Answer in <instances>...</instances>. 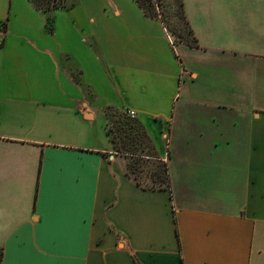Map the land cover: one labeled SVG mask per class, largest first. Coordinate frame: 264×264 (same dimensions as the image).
Here are the masks:
<instances>
[{
	"label": "crops",
	"instance_id": "crops-1",
	"mask_svg": "<svg viewBox=\"0 0 264 264\" xmlns=\"http://www.w3.org/2000/svg\"><path fill=\"white\" fill-rule=\"evenodd\" d=\"M68 1L0 0L1 264H264L256 5L183 0L192 47L134 0ZM109 109L136 113L169 185L128 175Z\"/></svg>",
	"mask_w": 264,
	"mask_h": 264
},
{
	"label": "rangeland",
	"instance_id": "rangeland-1",
	"mask_svg": "<svg viewBox=\"0 0 264 264\" xmlns=\"http://www.w3.org/2000/svg\"><path fill=\"white\" fill-rule=\"evenodd\" d=\"M156 4L161 2L160 6H157L159 12L165 13L167 17H170V28L172 30H179V34L183 35L184 39L180 38L178 34H174L168 25L164 24L169 34L171 35L174 43H184L189 46L193 44L192 36L186 31L183 26L178 25L176 18L174 17L175 7L173 6V0H154ZM253 5L258 8L259 24L256 28H262L264 24V17H262V7L264 0H251ZM71 3L68 1L64 8L70 6ZM62 8V7H61ZM178 33V32H177ZM182 87L185 88V79L182 81ZM108 126L107 130L110 134L112 141L115 143L116 153L121 154L125 158V167L128 168L130 164L139 163L140 172L132 174V178H135L140 183L149 187H160V183L156 182V178H167L168 171L164 173L163 169H167V162L159 161L156 158L154 148L150 139L144 131V128L132 119L127 111H117L114 109L107 110ZM132 153L133 155H130Z\"/></svg>",
	"mask_w": 264,
	"mask_h": 264
},
{
	"label": "trees",
	"instance_id": "trees-1",
	"mask_svg": "<svg viewBox=\"0 0 264 264\" xmlns=\"http://www.w3.org/2000/svg\"><path fill=\"white\" fill-rule=\"evenodd\" d=\"M139 7L144 11V13L151 18L155 19H161V21L168 25V29H170L174 34H178V36L182 39H184L183 35L179 34V30L174 29L172 30L170 28V17H167L165 13H161L157 10V6L161 5V2L159 1L158 4L154 0H134ZM31 4L36 8L37 10L43 11V12H49L54 11L58 9H64L65 4L68 2V0H30ZM173 6L175 7L174 17L176 18L178 25L183 26V28L188 31V33L193 38V44L192 47L197 46V40L194 37L193 31L191 27L189 26V23L187 21L186 13H185V4L183 0H173ZM62 7V8H61ZM5 25L1 26L2 29H5ZM178 32V33H177ZM147 135V134H146ZM149 141V138H148ZM151 142V141H150ZM130 155H133L132 153H129ZM140 164L139 163H133L128 166V175L131 177L132 174H136L140 172ZM164 173L167 172V169H163ZM137 176L134 178L136 179ZM156 182L160 183V185H169L167 178H156ZM3 261V251L0 249V264Z\"/></svg>",
	"mask_w": 264,
	"mask_h": 264
},
{
	"label": "built area",
	"instance_id": "built-area-1",
	"mask_svg": "<svg viewBox=\"0 0 264 264\" xmlns=\"http://www.w3.org/2000/svg\"><path fill=\"white\" fill-rule=\"evenodd\" d=\"M129 116L132 118V119H135L136 118V113L135 112H129Z\"/></svg>",
	"mask_w": 264,
	"mask_h": 264
}]
</instances>
